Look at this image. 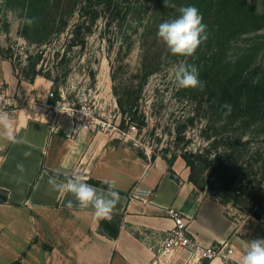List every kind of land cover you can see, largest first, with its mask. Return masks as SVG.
I'll use <instances>...</instances> for the list:
<instances>
[{"label":"crops","instance_id":"0c3cea01","mask_svg":"<svg viewBox=\"0 0 264 264\" xmlns=\"http://www.w3.org/2000/svg\"><path fill=\"white\" fill-rule=\"evenodd\" d=\"M0 82L8 95L21 99L12 115L18 136L27 141L0 139V190L7 195L0 203V264L17 259L21 264H201L187 251L158 256L173 226L163 207L181 212L189 234L201 245H232L237 264L249 241L264 239V224L231 217L227 207L198 190L176 162L171 177L165 161L140 157L117 132L82 128L53 108L48 104L52 82L47 78L19 81L11 63L0 58ZM18 164H23V172ZM48 171L81 174L86 181H113L120 200L112 215L122 214L117 237L100 233L102 219L92 209H80L72 194L54 191ZM135 187L150 190L151 203L131 199ZM208 264L227 263L214 258Z\"/></svg>","mask_w":264,"mask_h":264},{"label":"rangeland","instance_id":"374dc122","mask_svg":"<svg viewBox=\"0 0 264 264\" xmlns=\"http://www.w3.org/2000/svg\"><path fill=\"white\" fill-rule=\"evenodd\" d=\"M154 2L105 0L97 5L91 2L88 11L96 9L99 14L92 24L82 22L85 19L76 10L65 29L52 32L46 43L38 45L34 42L38 37L29 35L21 22L23 17L20 4L14 0H0V47L2 53L11 58L8 61L12 62L14 75L19 81L28 82L23 71L29 69L28 57L33 56L37 62L36 70H49L52 78L58 79L59 93L61 91L70 102L85 101L96 123L105 122L109 130L114 129L121 141L144 158L168 161L174 157L176 166L190 172L181 156L187 152L195 154L194 156H199L195 172L197 178L208 184L211 174L221 181L226 174L207 169L202 163L208 157H213L214 151L208 152L211 142L220 137L236 138L240 132H244L241 134L242 144L252 128L237 130L233 126L222 129L213 106L215 96H209L205 85L202 90L178 88L175 85L170 70L182 61H194L193 58L204 62L210 54H202L208 52V43H203L201 54L181 57L169 52L157 37V32L153 31L145 42L144 26ZM246 2L257 13L264 14V0ZM184 6L170 8L171 14ZM75 24L80 25L78 36L84 38L85 43L70 46L69 39ZM253 42L259 43V47L252 54V65L264 63V27L242 34L233 41L226 57L234 59ZM149 45L153 48L152 52L156 50L160 54L161 61L156 71L144 76L142 56ZM0 58L3 59L1 56ZM201 74L200 80L207 81ZM5 87L0 82V108L12 114L21 105L17 101L21 99L8 95ZM260 134L264 133L250 139V143L245 146L246 155L242 154L239 163L244 164L251 151L264 146V135ZM207 136L211 138L207 139ZM165 163L167 164L166 161ZM203 191L207 195L212 194L209 190ZM227 212L238 220L254 219L239 214L231 205L227 206ZM224 263L237 264L230 260Z\"/></svg>","mask_w":264,"mask_h":264},{"label":"trees","instance_id":"16d2710c","mask_svg":"<svg viewBox=\"0 0 264 264\" xmlns=\"http://www.w3.org/2000/svg\"><path fill=\"white\" fill-rule=\"evenodd\" d=\"M20 4L22 17L35 18V22L28 26L24 24L29 35L38 37L35 40L38 45L46 43L52 32H61L67 27L69 18L77 10L80 17H84L89 24L98 17V11H88L89 4H102L105 0H14ZM152 10L144 26L143 39L147 38L162 22L177 18L179 10H174L172 15L170 8L175 6H195L203 17V23L207 25L208 52L201 50L203 43L197 49L195 56L210 53L208 59L200 62L196 58L191 59L188 64H194L199 74L207 78L203 85L209 90V96L214 95L213 106L216 108V118L222 129L230 127L237 130L251 129L247 132V140L241 144L240 132L236 138H214L208 152L214 151L212 158L201 160L207 169L226 174L225 178L219 181L210 174L209 183L200 181L195 172L198 168V157L195 154L183 153L182 159L189 168L188 180L200 191L204 189L212 192L209 195L213 200L224 207L229 205L239 213L254 218L264 224V146L257 147L247 155L244 164L239 163L242 154L246 155L245 146L250 143L259 133H264V63L252 65V54L257 51L259 43L253 42L247 49L244 48L241 54L234 59L226 57L230 45L242 34L255 32L264 27V14L257 13L246 0H154ZM184 6V7H186ZM149 10V8H148ZM79 24L73 25L70 46L83 45L84 38L79 37ZM25 31V32H26ZM90 31V27H87ZM146 44V43H144ZM150 45L143 51L142 66L147 76L159 67L161 56ZM204 49V48H203ZM0 56L11 61L2 53ZM29 69L23 71L28 82H32L36 76H43L52 82L51 90L53 97H49L48 104L53 106L60 99L58 91V79L52 78L51 72L36 70V60L29 56ZM196 59V60H195ZM12 64V62H11ZM13 67V66H12ZM14 70V68H13ZM200 75V76H201ZM209 81V82H208ZM214 89V90H213ZM230 105V108L223 105ZM122 107V103L119 102ZM130 106H133L129 102ZM264 135V134H260ZM207 136V139H210ZM241 144V145H240ZM140 157L144 158L142 154ZM176 158L165 160L168 164V171L173 177L171 166ZM201 163V164H202ZM200 164V165H201ZM212 170V171H213ZM51 176L56 172L48 171ZM57 179L64 180L60 174ZM87 183L107 189L106 183L89 179ZM7 200L5 191L0 190V203ZM122 222V214H113L111 219H102L99 222L98 231L105 236L114 239L117 237ZM46 247V246H45ZM209 261H202L201 264H208ZM10 264H21L20 259Z\"/></svg>","mask_w":264,"mask_h":264},{"label":"clouds","instance_id":"9594fccd","mask_svg":"<svg viewBox=\"0 0 264 264\" xmlns=\"http://www.w3.org/2000/svg\"><path fill=\"white\" fill-rule=\"evenodd\" d=\"M180 15L177 18L162 22L157 31V37L166 45L172 55L181 57L193 56L200 45L207 40V25L203 23V17L195 6L180 8ZM22 23L31 26L35 18L27 16L22 18ZM171 75L178 88H200L203 89V82L199 78V71L194 64L182 61L174 66ZM230 108V105H223ZM0 139L13 144H25L26 139L18 136L16 120L14 116L0 108ZM24 155L30 156V152ZM17 169L24 171L23 164H18ZM55 171V170H54ZM56 175L49 178L48 183L54 191L61 195L72 194L78 202L80 209H92L93 215L100 219H111L113 210L120 200L119 192L116 191V184L113 181H105L107 190L98 189L86 182L83 175L77 173H64V180H59ZM72 207V202H68ZM239 264H264V239H255L248 242L245 254Z\"/></svg>","mask_w":264,"mask_h":264},{"label":"built area","instance_id":"2783aa9c","mask_svg":"<svg viewBox=\"0 0 264 264\" xmlns=\"http://www.w3.org/2000/svg\"><path fill=\"white\" fill-rule=\"evenodd\" d=\"M48 95L53 97V92L49 91ZM59 96L60 99L56 101L53 108L61 110L64 115L73 118L77 125L91 130L96 129L104 132L109 130L105 122L101 124L95 122L96 119L85 101L70 102L61 91ZM132 129H135V127H132ZM111 131H114V129H111ZM151 195L150 190L139 187H135L131 191V199H136L143 203H151ZM162 209L165 215L172 219L173 226L167 231L166 236L161 241L158 256L187 251L196 255L200 261H211L214 258H220L223 261H235L232 245L226 242H218L207 246L201 245L194 236L189 234L187 220L181 212L172 207H163Z\"/></svg>","mask_w":264,"mask_h":264}]
</instances>
